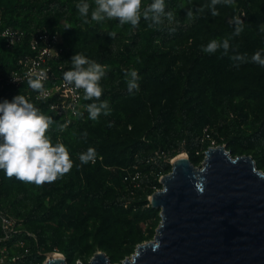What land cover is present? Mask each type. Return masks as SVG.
Returning <instances> with one entry per match:
<instances>
[{
	"label": "rangeland",
	"instance_id": "rangeland-1",
	"mask_svg": "<svg viewBox=\"0 0 264 264\" xmlns=\"http://www.w3.org/2000/svg\"><path fill=\"white\" fill-rule=\"evenodd\" d=\"M9 1L1 0L0 5L6 24L24 33H56L61 52L50 64L54 78L44 84L45 89L54 88L49 97H41L28 86L27 80L1 90L0 102L21 94L51 117L54 123L46 136L53 145L64 144L73 161L67 174L41 185L9 178L0 170V217L12 223L10 229L6 228L7 249L9 254L23 255L17 264H43L51 253L63 256L66 264H89L97 252L105 254L110 264L131 259L138 245L155 236L161 221L160 210L152 209L148 199L162 189L160 179L171 172L170 163L177 155H187L199 169L208 148L224 145L232 157H251L256 168L264 173V100L252 98L247 92L264 87V67L251 62L256 51L264 50V0H235L232 6L221 3L216 5L218 15L205 9L194 20L186 19L189 8H198L210 0H165L166 11L174 13L173 21L165 19L155 27L148 26L150 21H141V36L132 44L130 24L121 26L117 19L91 21L94 0H85L91 6L87 24L76 8L81 0H14L43 4L39 21L35 19L33 24L10 13ZM151 2L141 0V9ZM234 17L243 21L238 36L232 35ZM17 21L20 24L15 25ZM67 30L73 32L78 47L75 52L66 47ZM152 31L153 69L143 72L147 66L142 50ZM223 38H230L236 52L230 49L228 56H222V50L211 55L201 51V46L210 40ZM123 48L130 56L125 64L120 63ZM76 53L107 65L106 76L100 81L101 99L109 101L111 114L101 115L98 121L88 118L85 107L96 102L95 98L84 100L83 89L75 90L63 80V73L71 70V57ZM237 53L247 54L248 62L229 58ZM16 55L17 52L1 51L0 62L5 70L0 69L2 78L18 72ZM133 69L139 73V86L143 84L147 102L137 92L129 94L127 90L125 72ZM240 88L247 93L235 92ZM147 130L158 149L139 143L132 160L121 165L128 160L130 146L140 142L141 133ZM89 148L95 149V159L81 164L79 154ZM74 162L86 166L88 171L75 172ZM165 163L169 167L166 170ZM96 167L110 173L112 181L122 174H139L136 185L122 181L118 188L129 194V199L122 195L117 198L127 200L123 203L125 209L132 207L127 215L112 212L105 222L100 203L87 205L83 198L71 199L76 190L66 193L64 203L57 206L63 185L84 188L87 182L97 181L89 176ZM1 231L0 225V235Z\"/></svg>",
	"mask_w": 264,
	"mask_h": 264
},
{
	"label": "water",
	"instance_id": "water-1",
	"mask_svg": "<svg viewBox=\"0 0 264 264\" xmlns=\"http://www.w3.org/2000/svg\"><path fill=\"white\" fill-rule=\"evenodd\" d=\"M148 201L160 210L152 241L122 264H264V173L251 157L208 148L201 168L174 159ZM43 264H66L63 256ZM89 264H110L97 252Z\"/></svg>",
	"mask_w": 264,
	"mask_h": 264
},
{
	"label": "clouds",
	"instance_id": "clouds-1",
	"mask_svg": "<svg viewBox=\"0 0 264 264\" xmlns=\"http://www.w3.org/2000/svg\"><path fill=\"white\" fill-rule=\"evenodd\" d=\"M95 7L91 10V21L103 22L105 20L117 19L119 24H130L137 27L143 17L150 21L149 27L162 25L167 19L173 21L174 13L166 11L165 0H152L146 7L141 9V0H94ZM225 4L232 6L235 0H210L198 8H189L187 20H194L196 16L209 9L213 16L218 15L216 5ZM90 4L81 0L76 5L77 11L83 23H89ZM233 36H238L242 31L243 21L233 18ZM264 31V26L261 27ZM111 37V35H110ZM230 49H236L230 44V38L212 39L207 45L201 46V51L206 54H215L222 50V56H228ZM240 63L248 62L247 54H235L229 57ZM251 62L264 67V50H258L251 56ZM71 70L63 73V80L67 85L74 86L75 90L83 89L84 100L96 102L87 104L85 107L88 118L98 121L101 115H110V103L102 100L103 88L100 81L106 76L107 65H101L94 60L88 59L82 53H76L71 57ZM239 67V63L235 65ZM126 85L129 94L139 92L140 76L136 70L125 72ZM46 74L41 72L35 78L28 80V86L38 92L45 94L46 89L42 80ZM82 115V113H77ZM54 123L53 119L44 115L33 103L23 95L15 96L11 101L0 102V170H3L9 178L26 183H51L67 174L73 167L66 146L62 143L52 144L46 132ZM63 131V127L60 128ZM86 135V134H85ZM96 156L95 149L89 148L86 152L79 154L81 164H88Z\"/></svg>",
	"mask_w": 264,
	"mask_h": 264
},
{
	"label": "trees",
	"instance_id": "trees-1",
	"mask_svg": "<svg viewBox=\"0 0 264 264\" xmlns=\"http://www.w3.org/2000/svg\"><path fill=\"white\" fill-rule=\"evenodd\" d=\"M8 3H9V9H10L9 12L16 14V16L18 18H21L22 21H24L25 23L33 24L35 19L39 21V16L43 8V4L38 5L37 3H32V4L21 3V2L19 3V1H14V0L9 1ZM0 5H1V0H0ZM143 20H144L143 17H141V20L138 26H140V23ZM1 22H2L3 27H10L8 24H6L3 21L2 14H1ZM16 24L17 25L20 24V21H17L15 25ZM138 26L135 28L131 26V31L133 33V40L131 44L134 43L135 39L141 36V32ZM36 32H40V31H36ZM36 32H33V33H36ZM30 33L31 32L26 33L27 37H28V34ZM72 33H73L72 30H67L66 47L67 49H69V52H75L78 49L75 40L72 38L73 37ZM152 37H153V31L147 35L144 41V46H143L142 51H143V55L145 56L144 60H145V65L147 67L144 69L143 72H145L147 69L148 70L153 69L151 66V38ZM27 44H28L27 38H25L20 44L15 45L12 48H5L4 45L0 44V57H1L2 50H6L10 52H17V55L15 57V61L17 62V60L20 57L28 53ZM121 55H122V60L120 61V63L121 64L127 63L129 61L130 56L125 48L122 49ZM0 69L5 71L4 65H2L1 62H0ZM251 75H253V77H256L254 73H252ZM10 88L12 87L11 86L5 87V89H10ZM235 92L239 94L248 92V94L252 98H258V99L264 100V87L252 88L250 89V91H247V92L245 89L240 88V89H237V91ZM137 93L142 99H144L143 101L145 102L148 101L143 91V84L140 85V90ZM149 134H150V130H147L146 132L141 133V137H140L141 141L139 142L138 140L137 142H135L134 144L130 146L132 150L129 152L128 160H126L125 162H121L120 163L121 165L128 163L132 160L133 156L138 152L139 143H145L150 146H153L155 149H158V146L154 144L152 141H150ZM237 138L239 141L243 140V137H237ZM123 152H126L125 149ZM167 168H169L168 164L165 163V170ZM80 169H84V171H88L89 168H87L86 166H80L79 163L74 162V171L78 172ZM89 176H93L97 180V181H94L88 177L89 178L88 180L96 182L94 186L92 185L93 182H87V185H85L84 188H82L81 185H78V186H75L74 184L63 185V188H62L63 194H61V198L57 206L60 207L64 203V198H65L66 193L67 194L72 193L74 190H76L75 193H72L73 195L71 199L75 200L77 198L79 199L83 198V201L87 205H95V204L100 203L102 213L106 215L105 217H103L105 222H106L107 216L112 212H118V213H121L122 215H127L129 212H131L132 207H129L130 209H125L123 205V203L127 201L126 199H129V194L122 191L121 190L122 188L118 189L121 185L120 182L122 183L123 177L125 176V174L124 175L122 174L118 179L114 178V180L112 181L110 178V173L101 169L100 167H96L91 170V173H89ZM67 189H68V192L66 191ZM121 195L124 198L126 197V199H124L125 201L124 200L117 201V198L120 197ZM148 211H151V210H148ZM43 221H48V220L44 219ZM33 256L35 257V254H33Z\"/></svg>",
	"mask_w": 264,
	"mask_h": 264
},
{
	"label": "built area",
	"instance_id": "built-area-1",
	"mask_svg": "<svg viewBox=\"0 0 264 264\" xmlns=\"http://www.w3.org/2000/svg\"><path fill=\"white\" fill-rule=\"evenodd\" d=\"M27 38L28 53L17 60L18 72L2 78L0 75V91L5 87L21 84L30 78H35L37 74L43 72L46 74V79L42 80L43 85L54 78V73L51 70V62L58 59L60 56V42L58 35L52 32L40 31L27 34L21 30L10 27H3L1 22L0 12V44L5 48H12L20 44ZM54 91V88L46 89L45 94L40 95L47 98ZM139 180V174L136 172L127 173L123 177V182L130 185H136ZM0 225L2 227L0 235V264H17L23 259V255L18 256L8 253L7 243L9 234L6 228L12 227L11 221L7 218L0 217ZM25 252H27L25 250Z\"/></svg>",
	"mask_w": 264,
	"mask_h": 264
},
{
	"label": "bare ground",
	"instance_id": "bare-ground-1",
	"mask_svg": "<svg viewBox=\"0 0 264 264\" xmlns=\"http://www.w3.org/2000/svg\"><path fill=\"white\" fill-rule=\"evenodd\" d=\"M180 156H185L184 154H181V155H177V156H175L173 159H172V161L174 160V159H176V158H178V157H180ZM171 161V162H172ZM61 255L60 254H57V253H51L49 256H47L48 258H53V257H60Z\"/></svg>",
	"mask_w": 264,
	"mask_h": 264
}]
</instances>
